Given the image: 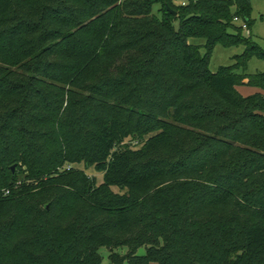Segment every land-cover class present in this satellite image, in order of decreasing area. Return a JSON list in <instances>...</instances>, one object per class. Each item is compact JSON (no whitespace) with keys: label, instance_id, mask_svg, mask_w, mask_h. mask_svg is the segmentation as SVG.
I'll list each match as a JSON object with an SVG mask.
<instances>
[{"label":"trees","instance_id":"1","mask_svg":"<svg viewBox=\"0 0 264 264\" xmlns=\"http://www.w3.org/2000/svg\"><path fill=\"white\" fill-rule=\"evenodd\" d=\"M249 3L0 0V264H100V247L264 264V72L246 71L264 49L234 21ZM217 43L244 49L211 72ZM81 162L100 184L56 170Z\"/></svg>","mask_w":264,"mask_h":264},{"label":"rangeland","instance_id":"2","mask_svg":"<svg viewBox=\"0 0 264 264\" xmlns=\"http://www.w3.org/2000/svg\"><path fill=\"white\" fill-rule=\"evenodd\" d=\"M172 1L173 6L176 8L181 7L182 5H187L190 0H170ZM250 15H251V24L248 28L242 29L243 37H250L251 40L259 47L264 49V0H250ZM160 5L155 3L153 5V12L155 14L159 13ZM242 22H235V26H241ZM175 28L178 27V20L174 21ZM189 41L193 44L204 43L203 38H191ZM244 47L243 46H229L223 47L220 44H215L214 49L209 58V69L211 72H214L220 66H229L233 63L232 57L234 55L242 53ZM201 52H204V47L201 46ZM248 73H261L264 72V59H257L252 57L248 60L247 69ZM238 91L246 96L247 94H253L259 92L257 88L251 86H238ZM58 172L62 173V171H71V172H82L84 175L88 176L90 179L94 180L96 184H100L102 182L103 174L98 172L94 165H86L84 162L77 164L64 163L60 167L56 169ZM23 174L19 175L16 179L15 183L23 180ZM111 190L114 192H118V189L112 187ZM139 254L144 252L143 248L137 250ZM98 252L101 254V263L100 264H109L107 249L105 247H100ZM120 252H125L124 249H121Z\"/></svg>","mask_w":264,"mask_h":264},{"label":"built area","instance_id":"3","mask_svg":"<svg viewBox=\"0 0 264 264\" xmlns=\"http://www.w3.org/2000/svg\"><path fill=\"white\" fill-rule=\"evenodd\" d=\"M234 21H235V22H237V21H241V22H242V24H241L242 28H245L246 23L243 22L242 20H240L239 18L235 17V18H234Z\"/></svg>","mask_w":264,"mask_h":264},{"label":"water","instance_id":"4","mask_svg":"<svg viewBox=\"0 0 264 264\" xmlns=\"http://www.w3.org/2000/svg\"><path fill=\"white\" fill-rule=\"evenodd\" d=\"M166 7H167L168 10H170V12H171L172 14H175V12H174L173 10H171L168 6H166ZM14 168H15V166H12V167H11V170L14 171Z\"/></svg>","mask_w":264,"mask_h":264}]
</instances>
